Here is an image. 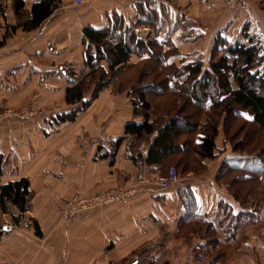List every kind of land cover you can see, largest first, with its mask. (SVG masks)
<instances>
[{"label": "crops", "instance_id": "0c3cea01", "mask_svg": "<svg viewBox=\"0 0 264 264\" xmlns=\"http://www.w3.org/2000/svg\"><path fill=\"white\" fill-rule=\"evenodd\" d=\"M13 1L5 0V17L0 15V42L4 24L19 22ZM59 1V7L37 29H18L0 47V112L13 107L43 112L56 106L64 109L69 86L66 71L75 73L72 79L89 72L83 43L87 27L117 34L129 29L139 40L149 41L153 29L137 25L144 18L139 5L149 3L159 14L170 12L191 19L192 33L207 37L210 31L199 21L209 12L223 11L220 0H112L82 6H76L74 0ZM253 1L244 0L235 10L219 13L226 17V24L217 30L214 41L222 31L237 36L246 29L264 42V12L258 9V4L264 8V0H256L255 8ZM24 2L25 10L31 11L40 0ZM182 30L180 24L169 34L165 27L159 39L170 37L181 55H206L200 38L180 39ZM140 60L135 55L129 64ZM102 67L108 69L104 62ZM134 110L129 98L106 90L74 122L55 125L51 117L57 113L46 112L26 120L0 121V193L2 186L24 178L29 180L31 192L30 209L19 225L13 222L19 215L15 205L7 203L5 213L0 207L4 227L0 264H215L210 252L223 247L234 249L218 264H264V210L231 236L230 226L222 225V220L247 211L218 186L215 176L202 175L191 182L185 178L165 190L157 188L155 179L165 176L169 168L148 164L142 156L149 143L125 133L128 124L144 121ZM221 139L222 135L217 153ZM222 145L229 147L224 139ZM232 155L229 150L223 160ZM209 161L204 162L207 170ZM187 174L188 178L195 175ZM116 187L137 190L129 204H110L71 223L61 219L64 201Z\"/></svg>", "mask_w": 264, "mask_h": 264}, {"label": "trees", "instance_id": "16d2710c", "mask_svg": "<svg viewBox=\"0 0 264 264\" xmlns=\"http://www.w3.org/2000/svg\"><path fill=\"white\" fill-rule=\"evenodd\" d=\"M59 2L40 0L31 11H26L24 0H14L13 10L19 22L16 25L4 24L5 34L0 47L18 29L27 32L37 29L59 7ZM5 5V0H0V15L3 17ZM139 7L144 18L137 25L152 28L154 37L143 41L129 29L117 34L108 29L87 27L83 43L89 72L78 81L70 78L72 75L66 71L69 76L66 102L76 107L58 112L51 121L55 125L74 122L79 113L85 112L108 87H114L118 93L127 91L135 115L143 116L144 121L128 124L125 133L149 143L145 158L148 164L160 163L168 165V168L174 164L179 176L207 169L204 162L217 157V140L225 131L227 137L224 140L233 145V155L223 160L217 181L225 184L247 211L222 220L221 224L230 226L228 232L234 236V231L255 219L256 212L262 211L256 205L255 191L264 186V147L254 145L255 149H251L245 138L235 139V134L231 135L232 128L228 129V119L232 114L231 119L240 122L245 127L244 131H264V42L246 29L237 36L222 31L215 38L206 63L201 57L181 55L170 37L163 41L159 39L165 27L172 34L182 24L180 39L198 40L203 33H192L191 19L172 16L170 12L159 14L150 8L149 3ZM135 55L141 60L129 64ZM103 62L109 63L107 70L102 67ZM128 72L131 76L126 82ZM90 91L87 97L86 93ZM181 97L182 102H179ZM120 142L121 139L116 148ZM2 173L0 157V175ZM7 203L18 208L19 215L13 217V222L21 224L31 203L28 179L1 187L0 207L3 213L7 211ZM203 222L213 226L208 219H203ZM34 225L39 234V225L36 222ZM2 235L0 233V238Z\"/></svg>", "mask_w": 264, "mask_h": 264}, {"label": "rangeland", "instance_id": "374dc122", "mask_svg": "<svg viewBox=\"0 0 264 264\" xmlns=\"http://www.w3.org/2000/svg\"><path fill=\"white\" fill-rule=\"evenodd\" d=\"M250 3L253 4L254 8L256 7V5H255L256 4V0H254L253 2H250ZM258 5H257L258 9L261 12H264V8L260 4H258ZM221 7H222L223 11H219V13L220 14H224L226 11L224 10L223 5ZM255 11H257V10L255 9ZM219 13H218V11L209 12V16L202 17V19L199 21V24L202 27L207 28L208 31H210V35L209 36L200 38V40H202L201 41V48H203V50H205V52L203 51V54H206L203 57L201 56V58L203 60H205L206 63H207V58H208L207 56L210 55L211 50H212L215 33L217 32V30L219 28L223 27L226 24V17H224L223 15H220ZM201 15H204V14H202V12H201ZM237 25L240 26L241 24H237ZM138 62L139 61H137L136 63H138ZM104 63L108 66V68L110 67L108 62H104ZM136 63H133V64H136ZM72 74H73L72 76L75 75V73H72ZM86 75H87V73H82V74L80 73L79 74L80 77L78 78V81H80V79H82ZM76 76H78V75L76 74ZM126 76H127V78H126L125 81L127 82L129 76H131V73L128 72L126 74ZM106 90L111 91V93H113V95L116 96V97H126V98H129L131 100V98L129 97V94L127 93V91H125L123 93H118L115 90L114 87H108V88L104 89L100 93V95L103 92H105ZM90 94H91V91L87 92L86 96L89 97ZM178 101L182 102V97L179 98ZM157 104L160 105V102H157ZM13 108H18V107H13ZM69 108H72V105H68L67 104V106H65L64 109L56 106L55 109L52 108V109H50L48 111H45V112L49 113V114H54V113L61 112V110L69 111ZM35 110L37 112H43L42 109H35ZM54 110H56V112H52ZM45 112H43V113H45ZM229 116H231L233 118L232 114H229ZM231 117L228 119L229 120L228 129L232 128L231 135L235 134L234 135L235 139L237 137L245 138V140L249 143L248 146L251 149H255V147H258V148H260L262 146L264 147V131H262V132H260V131L256 132L254 130L244 131L245 127H242L240 122H236V121L232 120ZM203 119H204L203 122H205L206 117H204ZM225 129L227 130V126L226 127L224 126V130ZM223 133L224 134L221 133L222 139H224V137H227V133H225V131ZM222 139H221V141L219 140V143H218L219 149H221V150L217 154L220 153V155H218L214 160L208 162L209 169L208 170L205 169V170H203V172H200V171L195 170V168H194L195 171H190V173H195V175H191L190 174V176H191L190 178H188V174L181 175L180 176V181H185V178H186L187 180L185 182H189V181L191 182V180L193 178H197V177L202 176V175L215 176V179H216V182H217L218 186L223 188V189H225L226 191H228L230 193V195H232V193L230 192L229 188L225 184H222V183L217 181V174L219 173V171L222 168V160H223L224 155L227 152H229V150L233 152V147H232L233 145L230 144L229 147H228L229 148V150H228L226 145H222ZM254 145H255V147H254ZM141 146H142V144L140 145V148H141ZM116 188H119V187H116ZM110 190H112V189H110ZM255 193H256L255 194L256 195V198H255L256 205L258 207H260V209L264 210V186L256 188ZM32 225H33V222H32ZM262 226L264 227V224ZM205 229L206 228H204V231H205ZM233 249H234V247L233 248L230 247L229 249L226 248V247H223L221 249L220 248L213 249L212 253L210 252V254H212V257H213L212 262H214L215 264L222 263L223 261H225L227 254L230 255L231 250H233ZM201 262L203 263V261H201Z\"/></svg>", "mask_w": 264, "mask_h": 264}, {"label": "built area", "instance_id": "2783aa9c", "mask_svg": "<svg viewBox=\"0 0 264 264\" xmlns=\"http://www.w3.org/2000/svg\"><path fill=\"white\" fill-rule=\"evenodd\" d=\"M112 0H74L76 6H82L88 2L106 3ZM244 0H221L226 12H231L240 6ZM42 112H37L28 107L6 109L0 112V121L26 120L42 116ZM144 145L140 150L144 152ZM144 154L142 157H145ZM180 182L179 172L176 166L169 167L167 174L154 181V185L162 190L175 186ZM135 188L119 187L91 196L76 195L63 202L60 209L61 219L66 223H71L84 213L92 212L104 208L110 204L120 203L127 205L136 194ZM4 232V227L0 228V233Z\"/></svg>", "mask_w": 264, "mask_h": 264}]
</instances>
